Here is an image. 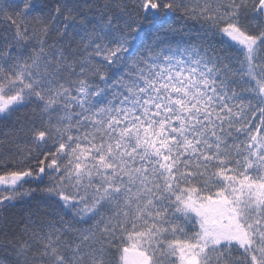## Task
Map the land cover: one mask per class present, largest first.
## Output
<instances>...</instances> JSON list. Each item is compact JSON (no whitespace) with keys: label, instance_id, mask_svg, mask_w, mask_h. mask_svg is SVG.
Returning <instances> with one entry per match:
<instances>
[{"label":"snow or ice","instance_id":"obj_1","mask_svg":"<svg viewBox=\"0 0 264 264\" xmlns=\"http://www.w3.org/2000/svg\"><path fill=\"white\" fill-rule=\"evenodd\" d=\"M26 200L0 264H264V0H0Z\"/></svg>","mask_w":264,"mask_h":264},{"label":"trees","instance_id":"obj_2","mask_svg":"<svg viewBox=\"0 0 264 264\" xmlns=\"http://www.w3.org/2000/svg\"><path fill=\"white\" fill-rule=\"evenodd\" d=\"M169 23L180 24L179 20L169 21ZM36 202L26 200L19 202L16 207H10L7 209L0 210V217L10 218L13 221H20L28 212L29 209H35ZM5 256V253L0 249V259Z\"/></svg>","mask_w":264,"mask_h":264}]
</instances>
